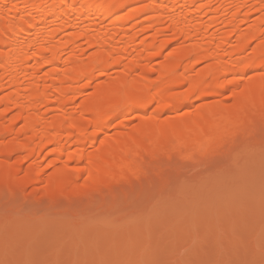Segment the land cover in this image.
<instances>
[{
  "label": "bare ground",
  "instance_id": "bare-ground-1",
  "mask_svg": "<svg viewBox=\"0 0 264 264\" xmlns=\"http://www.w3.org/2000/svg\"><path fill=\"white\" fill-rule=\"evenodd\" d=\"M136 1L139 0H0V93H5L0 119L6 113H11L12 119L7 127L0 126V138L7 134L13 136V140L0 151L4 157L0 158L3 160L0 162V172L16 175L21 165L28 158H33L26 175L17 177L18 188L42 178L40 157L48 150L53 155L56 173L63 176L58 182L52 176L47 177L52 192L58 184L61 192L71 190L86 171L88 195L95 196L96 193L101 197L104 195L102 191L114 190L116 200L121 196L124 199V192L121 193L124 186L133 185L132 182L139 184L145 170L137 167L141 172L133 181L116 180L119 178L108 175L111 166L134 168L136 160L144 154L169 159L177 158V154L185 153V150L201 151L207 157L215 153V144L209 142L210 136L206 135L233 133L239 116L233 109L226 114L229 121L226 119L227 122L221 124L216 117L221 110L214 106L202 107L193 114L185 113L179 119L163 118L161 113L154 111L150 116L143 117L139 126L133 125L136 128L131 126L130 132L120 133V128L115 129L118 118L127 115L130 110L153 104L163 110L188 107L198 98L218 94L219 88L212 90L218 85L226 89L229 83V86L235 87L238 80H248V73H252V83L244 87L240 98L250 100L256 94L257 101L252 99L258 105L256 108L264 107V99H259L263 88L260 84H254L260 82V71L264 69V40L261 38L264 16L253 22L249 33L239 31L244 9L249 17L254 6L264 4V0H150L143 7L135 9V14L154 13L146 17L141 27L143 33H152L133 49L140 31L132 32L126 26L130 17H113ZM214 3L219 5L215 7ZM229 8L233 10V15L227 22L232 28L224 30V36L208 37L207 40V32L225 16ZM58 25L73 29L71 36L60 39V42L54 41L53 35L47 33L48 28L56 29ZM56 33H59V29H56ZM234 36L239 53L258 41L251 57L240 62H232V58L226 60V47ZM180 38L191 41V46L174 48L164 62H159L166 48ZM85 43L88 48L82 46ZM71 44H79L80 54L68 51L65 64L61 66V57ZM142 59L146 60L142 71L133 77ZM185 61L195 71L202 63L209 62V65L204 67L206 70L200 77H183L190 87L179 97L167 101L169 87L175 83L174 80L166 81L165 77L176 72ZM155 65L159 66L156 68ZM48 67L50 69L45 71ZM154 70L159 75L156 80L150 77V72ZM236 71L240 75L228 84L221 80L222 76ZM115 72L119 73L121 81H126L125 86L118 88L116 81L104 79ZM122 92L127 100L120 103L118 98ZM243 108L248 107L244 105ZM253 111L247 124L256 123L259 119L258 110L256 113ZM18 121H22V124L15 129ZM147 124L155 125L149 132L136 131ZM113 127L116 133L110 132ZM244 131L243 134L248 135L247 130ZM203 138L207 142L199 140ZM130 139L133 142L127 144ZM99 140L101 143L97 149L90 150L88 145H96ZM225 151L221 159L230 153L229 148ZM14 152L19 153L17 161L11 168H4ZM120 155H124V158L118 163ZM252 157L250 153L242 154L245 165L252 161ZM86 159L88 163L83 164ZM141 184L142 188L144 184ZM102 186L106 189L100 191ZM98 190L99 193L95 192Z\"/></svg>",
  "mask_w": 264,
  "mask_h": 264
},
{
  "label": "rangeland",
  "instance_id": "rangeland-1",
  "mask_svg": "<svg viewBox=\"0 0 264 264\" xmlns=\"http://www.w3.org/2000/svg\"><path fill=\"white\" fill-rule=\"evenodd\" d=\"M149 2L150 0L136 1L113 17H130L126 26L132 32L140 31L133 49L152 33H143L141 27L145 19L154 13L135 14L138 7ZM218 5L214 3L215 7ZM242 14L239 31L249 33L253 22L264 16V4L255 5L249 17L245 14V9ZM232 15L233 10L229 8L225 16L207 32V40L208 37L224 36V30L232 28L227 22ZM55 28L59 29V33L54 28L47 29V33L53 35L54 41L70 37L73 32L71 27L66 28L65 25ZM261 38L264 40V24ZM257 42L239 53L236 51L237 38L231 37L224 56L228 61L232 58V62H240L253 55ZM79 44L66 47L61 57V66L65 64L68 51L80 54ZM82 46L89 47L86 43ZM180 46L189 47L191 41L185 38L174 41L166 48L159 62H164L172 49ZM145 63L146 60L142 59L133 77L139 75ZM186 63L185 61L169 78L165 77L166 81L174 80L175 84L180 82L169 87L167 101L188 90L190 84L183 81L184 78L200 77L206 70L204 67L209 65V62L202 63L199 70L195 71ZM49 69L50 67L45 71ZM260 73V82L254 84H260L263 88L260 94L262 96H258L263 100L264 69ZM238 74L236 71L222 76L221 80L228 84ZM251 74L248 73L246 77H252ZM118 76L119 73L115 72L104 79L116 81L117 87L121 88L126 81H121ZM158 76L156 70L150 72L152 80H156ZM250 77L249 81L238 80L235 87L229 86L230 83L226 85V89L218 85L212 89L215 91L219 88L218 94L198 98L188 107L163 110L153 104L143 109L130 110L127 115L118 118L115 129L120 128V133H126L130 132L128 130L131 126H139L141 119L150 116L154 111L161 113L163 118L179 119L185 113L193 114L202 107L214 106L221 110L216 115L221 124L229 121L226 114L233 109L239 115L233 133L206 135L210 136L209 142L215 144V153L207 157L201 151L185 150V153L182 151L183 153L177 154V158L169 159L144 154L136 160L134 168L111 166L108 175L114 179L118 177L116 180L133 181L139 171L145 170L140 174L142 176L144 172L143 176H139L142 180L139 184L132 182L138 187L124 184L126 186L121 191L125 195L124 199L121 196L123 200L120 197L116 200V192H108L104 190V186L99 190H104L105 192H101L104 195L108 192L106 196L110 193L108 197H103L101 193V197L96 193L95 196H89L86 193L89 185L86 171L71 190L61 192L58 184L52 192L47 177L52 176L58 182L63 176L56 173L53 155L48 150L40 157L43 172L42 178L36 183L21 186L22 188L16 185L17 177L26 175L33 158H28L16 175L10 173L9 176L3 171L0 172V264H264V107L256 108L258 105L253 103L256 94H253V101L251 98H240L244 87L252 83ZM4 94L0 93V112L4 107ZM126 100L127 97L122 92L118 101L123 103ZM244 105L248 108L242 109ZM252 108H256L258 111H255L260 116L256 123L254 121L247 124L254 114ZM11 121V113H6L0 119V126L5 128ZM21 124L22 121L16 122L15 129ZM153 126L147 124L136 131L149 132ZM115 129L113 127L110 132L116 133ZM244 130H247L248 135L243 134ZM11 140L13 136L10 134L0 138V151ZM199 140L207 142L206 138ZM132 142L130 139L127 144ZM100 143L99 140L96 145L90 144L88 147L90 150L97 149ZM228 148V157L221 159L220 156ZM245 152L253 156L247 165L242 159ZM18 154L12 153L9 162L3 167L11 168L17 161ZM0 158H4L1 153ZM123 158L124 155H120L117 162L121 163ZM87 163L88 159L83 161V164ZM140 184L143 185L142 188ZM99 190L95 192L99 193Z\"/></svg>",
  "mask_w": 264,
  "mask_h": 264
}]
</instances>
